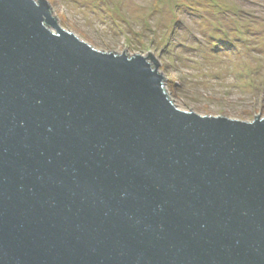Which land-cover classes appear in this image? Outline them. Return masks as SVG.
<instances>
[{
  "label": "water",
  "instance_id": "obj_1",
  "mask_svg": "<svg viewBox=\"0 0 264 264\" xmlns=\"http://www.w3.org/2000/svg\"><path fill=\"white\" fill-rule=\"evenodd\" d=\"M49 9L0 0V264H264V117L177 109Z\"/></svg>",
  "mask_w": 264,
  "mask_h": 264
},
{
  "label": "rangeland",
  "instance_id": "obj_2",
  "mask_svg": "<svg viewBox=\"0 0 264 264\" xmlns=\"http://www.w3.org/2000/svg\"><path fill=\"white\" fill-rule=\"evenodd\" d=\"M46 1L63 31L97 51L152 53L177 109L264 117V0Z\"/></svg>",
  "mask_w": 264,
  "mask_h": 264
},
{
  "label": "trees",
  "instance_id": "obj_3",
  "mask_svg": "<svg viewBox=\"0 0 264 264\" xmlns=\"http://www.w3.org/2000/svg\"><path fill=\"white\" fill-rule=\"evenodd\" d=\"M172 84H173V81H172Z\"/></svg>",
  "mask_w": 264,
  "mask_h": 264
}]
</instances>
